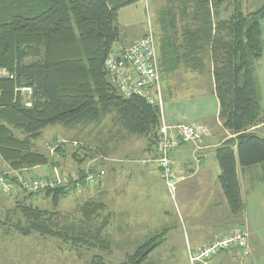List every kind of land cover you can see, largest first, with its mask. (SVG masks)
<instances>
[{
  "label": "trees",
  "instance_id": "obj_1",
  "mask_svg": "<svg viewBox=\"0 0 264 264\" xmlns=\"http://www.w3.org/2000/svg\"><path fill=\"white\" fill-rule=\"evenodd\" d=\"M226 1L197 2L195 20L201 26L183 32L182 47L169 38L162 42L161 51L163 62L173 70L180 63L198 68L199 53L210 50L218 119L225 130L235 135L216 149L221 171L218 180L230 212L238 215L243 203L237 164L242 168L264 164V138L249 131L260 120L261 97L253 63L262 57L260 21L264 18V4L246 14L234 6L227 20L216 16L212 31L210 9L216 15ZM131 2L0 0V68L15 76L14 80H0V159L10 171L52 164L50 156L35 150L33 144L46 127L99 123L111 113L117 115L128 133L149 136L156 142L158 109L139 97H121L108 83L104 70L107 55L120 39L117 12ZM170 15L175 19L174 11ZM15 85L33 89L30 108L14 102ZM29 195L39 198V194ZM41 195L56 206L68 193L49 190ZM20 207L24 224L18 222L14 229L22 236L35 233L74 247L110 251L112 242L104 236L107 221L97 222L103 209L99 203H84L80 208L83 219L61 227L51 220L54 215L47 210L31 205ZM0 225L4 222L0 221ZM160 242L157 236L139 245L124 264L143 263ZM97 262L101 264V257Z\"/></svg>",
  "mask_w": 264,
  "mask_h": 264
},
{
  "label": "crops",
  "instance_id": "obj_2",
  "mask_svg": "<svg viewBox=\"0 0 264 264\" xmlns=\"http://www.w3.org/2000/svg\"><path fill=\"white\" fill-rule=\"evenodd\" d=\"M169 1L176 2L175 19L174 16L170 15V12L174 11L172 8L167 9L165 11L166 14L161 15L158 19L161 28L156 50L160 73H163L169 81L184 78L195 81L203 80V78L208 79L211 87L208 94L211 101L209 114L205 111L202 103H200L204 99H198L194 104L181 105L179 101L173 99L169 90L162 89L164 99L162 111L164 121L167 124L201 123L210 129V135L205 137L199 144L181 145L172 152L171 160L178 180L173 204L169 202L171 198L161 180L159 169L155 163L157 158L156 142L153 139L151 140L149 136L130 135L133 138L130 140L128 150H125L124 137L120 135V129H117V131L114 128L98 130L97 135L102 133L105 136L104 143L108 142L109 147L92 148V144L87 141L76 138L70 139L82 144L80 151L83 157L81 158L82 160L76 157L79 150L74 149L71 152L76 158L73 159L76 161L77 167L72 170L68 169L67 174L97 170L105 171V175L95 185L85 186L79 194L85 195L90 192L92 196L97 197L112 193V217L114 219L113 224H115V234H122V231L126 230L127 232L124 235L128 237L123 238L124 242H113L114 249L122 248L123 243L128 248L134 246L136 249L137 246L146 243L151 237L160 236L161 242L141 264H156L162 256H166L163 261L164 264H190V255L200 253L205 247L229 235L234 229L244 228L248 232L253 231L256 219L254 218V213L250 211L248 199L254 197V191L258 192L261 189V185H263L264 189V164L250 168H242L237 164L236 172L243 210L238 215H233L230 212L218 180L221 171L216 159V149L227 139L234 138L235 135L225 130L217 122L219 103L214 93L212 63L206 59L203 60L201 66L194 69L180 63L178 67L172 70L163 62L161 51L162 42L164 43L169 38L177 47H182L184 45L183 32L186 29H194L201 26L199 20H195V17L198 18L195 4L202 0ZM224 5L227 7L228 2L226 1ZM122 9L117 12V22ZM163 13L164 11L162 10ZM231 14L230 8L229 10L222 8L216 15L210 9L208 15L210 16L212 31L216 16L220 20H227ZM202 15L206 19L207 14L203 13ZM173 20L175 24H173ZM123 21H125L124 27L126 30L120 34V39L113 48H125L131 45L138 38L144 36L148 29V25L140 27L138 25L139 22L137 24L126 18ZM263 24L264 18L260 21L263 47L262 57L255 62V74L261 97L260 120L256 127L250 129V132L261 138H264ZM198 91L202 93L204 90L199 88ZM57 138L60 137L56 136L51 141ZM91 148L95 150L92 154V151L90 152ZM73 152H75V155ZM99 153L111 157L108 158L111 161H97ZM54 167L61 169L63 165L61 166V164H56L53 161L51 166L26 169L21 171L20 175L26 179L48 177L52 175L51 171ZM251 170L258 174H250V178L257 177L256 188L252 187L250 190L241 185V177L243 179L246 172ZM90 200L102 203L101 200L93 198H90ZM260 203L261 207H264V200ZM219 255H222V257ZM230 259L228 254L219 253L207 263L217 264Z\"/></svg>",
  "mask_w": 264,
  "mask_h": 264
},
{
  "label": "rangeland",
  "instance_id": "obj_3",
  "mask_svg": "<svg viewBox=\"0 0 264 264\" xmlns=\"http://www.w3.org/2000/svg\"><path fill=\"white\" fill-rule=\"evenodd\" d=\"M227 2V7H225V5L223 4L220 10L222 8H227L229 10L230 8L232 12L233 7L237 5L244 14L253 13L260 9L264 4V0H227ZM122 8V11H119L120 18L117 22L119 25L120 34L126 30V28L124 27L125 21H123V19L125 18L136 22L137 24L139 22L138 25L140 27L148 25L147 28H150L154 33L155 42L158 47V35L161 28V24L159 23L158 19L161 15L166 14L165 11L167 9L172 8V10H174L175 12L176 2H168V0H133V2ZM162 10L164 11L163 14ZM210 55V50L207 48L199 53V61L201 62V65L203 63V60L208 59L210 61ZM253 66L255 69V62L253 63ZM165 77L166 76L163 73H160V86L164 90H169L174 100L179 101L181 105H188L194 104L196 100L198 101V99H204L200 103H202V105L205 107V111L209 114L211 101L208 94L211 87L208 79L203 78V80L195 81L193 79L188 80L184 78L181 80L178 79L169 81ZM212 80L214 84L213 71ZM199 88L204 91L200 93L198 91ZM217 122L221 124L218 118ZM254 127H256V125H254L252 128ZM111 128L116 129V131L117 129L121 130L120 135L124 137L123 142L126 146L125 150H128V146H130V140L131 138H133L130 135L133 134L128 133L121 127L115 113L107 115L99 123L78 125L75 127H64L60 124H56L46 127L41 131V135L39 136V138L33 141L34 149L46 155L48 154L50 156L52 164L54 161L56 164L59 163L61 164V166L63 165V168L61 169H58L59 165H57L58 167H54L52 171L50 170L52 172V175L55 173V175L63 177L68 175V169L72 170L74 169V167H77V163L74 160L76 158L71 154L74 149L70 144H64L51 154L46 143L50 144V141L54 137L58 136L61 139H65L67 141H72L70 140L71 138L87 141L92 144V148L109 147L108 142L104 143L105 136H103L102 133H99L97 135V133L99 129ZM15 134L18 135L17 133ZM75 142L77 141L75 140ZM90 152L92 154L95 152V150L92 149L90 150ZM73 153L75 154V152ZM108 158L111 157L99 153L97 156V161H111ZM6 171L10 170L7 168V165L0 159V174ZM253 171L254 170L246 172L243 179L241 177V185L250 190L252 187L256 188L257 186V177L250 178V174H258ZM13 172L21 176V171ZM262 186L263 185H261V189H259L258 192L254 191V197L248 199V206L250 208V211L254 213V218L256 219L255 225L253 226V231L248 232L249 235L247 243L249 256L247 257V261L251 264H264V207H261L260 205V202L264 200V189ZM39 195V198L36 199L31 197V195L29 194L21 193L18 195H13L5 194L0 191V221L4 222V225H0V264H97V257H101V264H124L127 261V257L134 254L136 250L134 246L128 248V246L123 243L124 245L120 249H114L113 247V242H124L123 238L128 237L124 235V233L127 232L126 230L122 231V234H115V224H113L114 219L112 217L113 196L111 192L97 197L92 196L90 192L85 195H75L74 193H69L65 197L61 198L56 206H53L50 198H43L41 197V194ZM90 198L102 201V203L99 202V204L103 205V209L98 215L97 222H102V220L104 219H106L107 221V226L104 230V236H106L112 242L109 252H102L98 249H92L87 246L81 245L74 247L69 243H63L60 239L43 237L35 233H32L28 236H22L14 229V226L18 222H20L22 225L24 224V219L19 212V209L21 208L20 205H31L41 210H47L50 213H53L54 216L51 217V220L58 223L59 227H61L64 224L68 225L70 223L76 224L80 222L83 219L80 208L84 203L88 201L94 202L93 200H90ZM169 202L173 204L174 201L172 199H169ZM157 236L151 237L150 239H148V241ZM240 256L241 254H237L236 252L235 260L232 262V264H240L238 260H236ZM165 257H160L159 262H157L156 264H164L163 261L165 260ZM220 257H222V255Z\"/></svg>",
  "mask_w": 264,
  "mask_h": 264
},
{
  "label": "built area",
  "instance_id": "obj_4",
  "mask_svg": "<svg viewBox=\"0 0 264 264\" xmlns=\"http://www.w3.org/2000/svg\"><path fill=\"white\" fill-rule=\"evenodd\" d=\"M104 70L108 83L117 93L125 98L139 97L149 106L159 111L160 123L156 134L157 158L155 163L159 169L161 180L174 201L176 197L177 176L171 155L181 145L199 144L210 135V129L201 123L167 124L163 118V93L160 86V68L157 57L156 42L153 31L148 28L145 35L126 48L112 49L104 61ZM15 76L5 68H0V80H14ZM0 91V99H1ZM13 100L30 108L33 101V89L29 86L15 85ZM52 154L64 144H70L78 149L82 144L57 138L51 144L46 143ZM77 156L82 158L81 151ZM105 175V171H87L85 173H70L60 177L55 173L48 177L26 179L13 171L0 174V191L5 194L18 195L40 194L49 190H61L66 193L79 194L87 186L95 185ZM248 231L236 228L229 235L205 247L200 253L189 256L190 264H208L207 262L219 253L230 256L229 261L217 264H232L235 253L241 254L236 259L240 264H251L249 256Z\"/></svg>",
  "mask_w": 264,
  "mask_h": 264
}]
</instances>
